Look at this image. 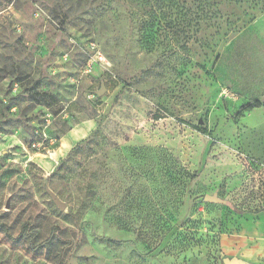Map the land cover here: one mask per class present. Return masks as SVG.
I'll return each mask as SVG.
<instances>
[{
  "label": "rangeland",
  "instance_id": "rangeland-1",
  "mask_svg": "<svg viewBox=\"0 0 264 264\" xmlns=\"http://www.w3.org/2000/svg\"><path fill=\"white\" fill-rule=\"evenodd\" d=\"M233 257L264 264V0H0V264Z\"/></svg>",
  "mask_w": 264,
  "mask_h": 264
},
{
  "label": "crops",
  "instance_id": "crops-1",
  "mask_svg": "<svg viewBox=\"0 0 264 264\" xmlns=\"http://www.w3.org/2000/svg\"><path fill=\"white\" fill-rule=\"evenodd\" d=\"M103 75L104 73L100 66H96L93 74L87 75L86 81L92 84V87L90 88L89 91L98 90L101 87V83L104 81L102 79ZM109 91L110 88H108V92ZM77 95L78 92H74L71 94L67 93V96L64 95L65 98L63 99L66 104L65 107L67 108L69 105L70 109L78 116L75 125L71 126L70 129H68L64 134L60 136V140H59L60 144L55 150L57 155H62L65 152H69L79 142L87 138L97 126L95 117L90 116L87 112H85V110L82 109L79 110L77 106H75L76 105L75 99ZM99 100L102 101L103 98H100Z\"/></svg>",
  "mask_w": 264,
  "mask_h": 264
},
{
  "label": "built area",
  "instance_id": "built-area-1",
  "mask_svg": "<svg viewBox=\"0 0 264 264\" xmlns=\"http://www.w3.org/2000/svg\"><path fill=\"white\" fill-rule=\"evenodd\" d=\"M108 65L109 63L105 55L101 51H99L94 44H91V46L88 47V60L82 66L83 74H93L96 66H100L103 70V73L105 74L107 71H109ZM87 96L92 100L100 99L97 95V90L90 91ZM32 146L35 149H39L41 147L38 143H33Z\"/></svg>",
  "mask_w": 264,
  "mask_h": 264
},
{
  "label": "water",
  "instance_id": "water-1",
  "mask_svg": "<svg viewBox=\"0 0 264 264\" xmlns=\"http://www.w3.org/2000/svg\"><path fill=\"white\" fill-rule=\"evenodd\" d=\"M106 90L107 88H106L105 82L103 81L101 83V87L97 90V95L99 97L104 96V94L106 93ZM48 192L50 193L52 199L54 200V202L58 205L60 209L66 208V204L52 190L48 189ZM204 198H205V201L210 202V203H226V200L219 197L217 193L213 195L206 194ZM224 264H245V262L237 257H233V258H225Z\"/></svg>",
  "mask_w": 264,
  "mask_h": 264
},
{
  "label": "trees",
  "instance_id": "trees-1",
  "mask_svg": "<svg viewBox=\"0 0 264 264\" xmlns=\"http://www.w3.org/2000/svg\"><path fill=\"white\" fill-rule=\"evenodd\" d=\"M99 98H101V97H99ZM263 104H262V102L259 100V99H257V100H255L254 102H248V103H246L245 105H244V107H246V109L247 110H252V109H254V108H258V107H261ZM206 130H204V132H205Z\"/></svg>",
  "mask_w": 264,
  "mask_h": 264
}]
</instances>
